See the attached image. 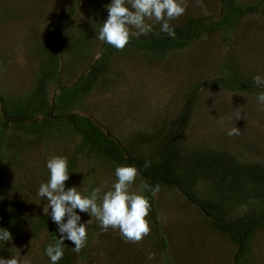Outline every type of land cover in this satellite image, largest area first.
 Returning a JSON list of instances; mask_svg holds the SVG:
<instances>
[{"label": "rangeland", "instance_id": "obj_1", "mask_svg": "<svg viewBox=\"0 0 264 264\" xmlns=\"http://www.w3.org/2000/svg\"><path fill=\"white\" fill-rule=\"evenodd\" d=\"M203 2L170 21L191 24L186 39L167 44L153 23L118 50L98 39L112 0H0V214L18 211L0 256L51 264L60 233L37 192L48 159L66 156L65 190L107 191L121 165L139 170L132 191L160 185L144 190L151 232L138 243L77 209L91 223L79 253L64 241L69 264H264V0ZM213 158L234 169L201 165Z\"/></svg>", "mask_w": 264, "mask_h": 264}, {"label": "clouds", "instance_id": "obj_2", "mask_svg": "<svg viewBox=\"0 0 264 264\" xmlns=\"http://www.w3.org/2000/svg\"><path fill=\"white\" fill-rule=\"evenodd\" d=\"M203 8V0H196V5ZM188 7V0H112L107 5L108 18L98 32V39L106 42L118 50H123L133 36L148 35L153 30V23L160 24V32L176 38V32L170 21L182 16ZM257 87H264V77L257 74L253 77ZM257 101L264 105V92L257 96ZM241 116L237 113V119ZM230 119V118H229ZM229 136L240 135V128L228 130ZM150 161L145 167L150 166ZM50 178L41 183L37 192L38 197L47 198V206L43 211L47 215L51 208V219L58 225L59 239L49 243L45 254L50 258L51 264H57L64 256V241L74 243L73 251L79 253L87 246L89 220L81 223V216L77 213H88L99 221L103 231L109 228L118 229L125 242L138 243L151 232L148 219L151 202L144 195V190L155 197L160 191V185L155 187L144 183L139 191H132V185L139 175L134 165H121L115 169L117 180L107 191L108 186L95 187L90 193L81 192L73 186L65 190V182L70 178L68 158L66 156H53L46 164ZM65 216L67 221L65 222ZM12 240L11 232L0 230V242ZM0 264H30L21 259L19 253L11 258L0 256Z\"/></svg>", "mask_w": 264, "mask_h": 264}, {"label": "trees", "instance_id": "obj_3", "mask_svg": "<svg viewBox=\"0 0 264 264\" xmlns=\"http://www.w3.org/2000/svg\"><path fill=\"white\" fill-rule=\"evenodd\" d=\"M190 26H191V24H188V25H186V28H184V30H176V29H174L175 30V32H176V38L175 39H173V38H171L170 36L168 37V39L166 40V42L165 43H167V44H173V45H175L176 44V41H178V39L177 38H179V39H186L187 38V36H189V34H190V31H191V28H190ZM160 36V35H159ZM152 37V39L150 40V41H148V43L149 44H151V42H152V40H153V38L154 37H156V36H151ZM3 101V100H2ZM4 112H5V115L7 116V118H12V119H19V120H23V119H25V118H20V117H15V116H11L10 114H9V112H8V109L6 108V107H4ZM73 118H74V115H73ZM167 165L168 164H170V163H168V160L166 159V162H165ZM164 164V163H163ZM162 164V165H163ZM202 164H205V165H207V169H209V170H213L214 171V167H221V166H223L224 164H225V167H226V170H231L232 171V169H234V166L232 165V163H231V165L228 167V163L226 162V161H224V160H222V161H217V159H215V158H213V159H211V160H209V161H206V162H204V163H201V165ZM239 169V168H238ZM229 170V171H230ZM162 173H165V171L163 170V171H161ZM255 172V171H254ZM160 174L158 177L161 179V180H165L164 179V177H163V174ZM17 214H18V211H16V210H8V211H6V213L5 214H0V230H2V229H7V230H9L10 232L14 229V227H15V221H16V216H17ZM220 226H223V227H226V229H228V230H230L232 233H233V235H235L236 237H237V239L239 240V242H243L244 241V239L246 238V237H248V232L246 231V230H244V234H245V236L244 235H242V231L241 230H243L244 229V227L243 226H241V229H240V231L238 232L236 229H235V227L233 228V225L232 224H229V223H227L226 221H225V218H220ZM235 225V224H234ZM70 258H71V256H70V254H69V251L68 250H66V249H64V256H63V258L60 260V261H58V264H69L70 263Z\"/></svg>", "mask_w": 264, "mask_h": 264}]
</instances>
